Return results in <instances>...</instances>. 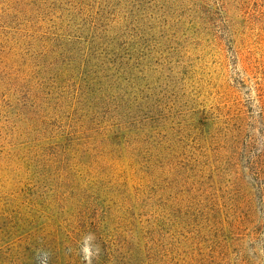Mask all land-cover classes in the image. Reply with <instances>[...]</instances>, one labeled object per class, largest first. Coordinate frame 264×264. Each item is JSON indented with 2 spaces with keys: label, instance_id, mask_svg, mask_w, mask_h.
Here are the masks:
<instances>
[{
  "label": "rangeland",
  "instance_id": "obj_1",
  "mask_svg": "<svg viewBox=\"0 0 264 264\" xmlns=\"http://www.w3.org/2000/svg\"><path fill=\"white\" fill-rule=\"evenodd\" d=\"M0 264H264V0H0Z\"/></svg>",
  "mask_w": 264,
  "mask_h": 264
},
{
  "label": "clouds",
  "instance_id": "obj_2",
  "mask_svg": "<svg viewBox=\"0 0 264 264\" xmlns=\"http://www.w3.org/2000/svg\"><path fill=\"white\" fill-rule=\"evenodd\" d=\"M85 253H86V258H88V256L90 255V253L88 252V249L85 248Z\"/></svg>",
  "mask_w": 264,
  "mask_h": 264
}]
</instances>
